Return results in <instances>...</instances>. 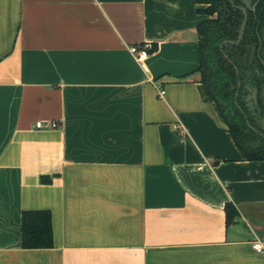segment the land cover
<instances>
[{
	"label": "crops",
	"instance_id": "0c3cea01",
	"mask_svg": "<svg viewBox=\"0 0 264 264\" xmlns=\"http://www.w3.org/2000/svg\"><path fill=\"white\" fill-rule=\"evenodd\" d=\"M205 6L0 0V264H264V159L195 71ZM28 209L52 247H21Z\"/></svg>",
	"mask_w": 264,
	"mask_h": 264
},
{
	"label": "trees",
	"instance_id": "16d2710c",
	"mask_svg": "<svg viewBox=\"0 0 264 264\" xmlns=\"http://www.w3.org/2000/svg\"><path fill=\"white\" fill-rule=\"evenodd\" d=\"M195 1L206 5L199 9V12L210 16L196 25L200 62L195 71L199 73L207 95L217 105L235 144L245 157L249 160L264 159V138L249 126L253 124L252 117H244L235 101L239 98V96L235 98L238 80L242 84L249 82L259 90L264 85V75L254 71V62H257L256 66L261 72H264V67L257 60L255 49L251 50L259 44L257 33L264 41V0H258L255 11L248 10V19L241 40L238 43L228 42L222 47L220 44L223 40L237 38L243 18L241 10L237 7L242 3L241 0ZM224 52L231 61L224 57ZM241 55L246 56L245 63L238 61V56ZM244 70L251 71V74L247 76ZM239 90L240 92L243 90L242 85ZM41 179L44 181V178ZM224 210L228 225L234 221L238 212L231 202L225 203ZM20 244L22 248L27 249L53 246L51 212L48 209L22 211Z\"/></svg>",
	"mask_w": 264,
	"mask_h": 264
},
{
	"label": "flooded vegetation",
	"instance_id": "af4514ba",
	"mask_svg": "<svg viewBox=\"0 0 264 264\" xmlns=\"http://www.w3.org/2000/svg\"><path fill=\"white\" fill-rule=\"evenodd\" d=\"M232 1V0H230ZM241 4L237 5V7L241 10V6L245 5L244 1L241 0ZM249 5L245 6L246 7V12H247V17H246V22L248 19V10H252L255 11L256 8V4L258 2V0H249ZM255 4V5H254ZM254 5V8H253ZM242 14L243 11L241 10ZM244 19V14H243V18H242V22ZM242 22L240 24L239 30H238V34H237V38L235 40H223L220 44V47H222L223 44H226L228 42L230 43H238L242 36H243V32L241 37L239 38V32H240V28L242 25ZM245 22V25H246ZM244 25V28H245ZM258 36V40H259V44L257 45V47H252L251 50L255 49V55L257 57V60H259L263 67H264V41H263V37L259 35V33H257ZM224 57L227 58L228 60L231 61V59H229V56L226 52H224ZM238 61L241 63H245L246 62V56L245 55H241L238 56ZM252 61V60H250ZM254 71L256 73H260L262 75H264V72H261L260 69L256 66L257 62H254ZM237 74H238V69L236 70ZM244 73H246L247 76H249L251 74V71L249 70H244ZM240 85L243 86V90L240 92L239 87ZM237 90L235 92V98H237L239 96V98H237L236 104L237 107L239 108L240 112L243 113L244 117L247 116H251L252 117V121L253 124L249 125L255 132H257L260 136H262L264 138V85L263 87L259 90L256 86L251 85V83L249 82H243V84L241 83L240 80L237 81ZM246 108V109H245ZM248 122V121H247ZM257 142V141H256Z\"/></svg>",
	"mask_w": 264,
	"mask_h": 264
},
{
	"label": "built area",
	"instance_id": "2783aa9c",
	"mask_svg": "<svg viewBox=\"0 0 264 264\" xmlns=\"http://www.w3.org/2000/svg\"><path fill=\"white\" fill-rule=\"evenodd\" d=\"M148 44H143L142 46H136V45H131L129 46V51L131 52V54L135 57V59L137 60V62L139 63V65L145 69L146 65H145V58L148 55ZM164 91L161 90L160 93H163ZM35 126L36 127H42L44 126V124L41 121H37L35 122ZM49 127H56L57 124L56 122H50L48 124ZM252 246L256 249V250H261L262 246L261 243L259 241H254Z\"/></svg>",
	"mask_w": 264,
	"mask_h": 264
},
{
	"label": "water",
	"instance_id": "95a60500",
	"mask_svg": "<svg viewBox=\"0 0 264 264\" xmlns=\"http://www.w3.org/2000/svg\"><path fill=\"white\" fill-rule=\"evenodd\" d=\"M243 1H244L245 5L241 6V10L243 11L244 19H243V22H242V25H241V28H240V32H239V36H238L239 38L242 35L243 29H244V25H245V22H246V17H247V12H246V7L245 6H248L249 3H250L249 0H243ZM254 5H253V8H254Z\"/></svg>",
	"mask_w": 264,
	"mask_h": 264
}]
</instances>
